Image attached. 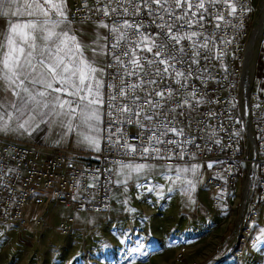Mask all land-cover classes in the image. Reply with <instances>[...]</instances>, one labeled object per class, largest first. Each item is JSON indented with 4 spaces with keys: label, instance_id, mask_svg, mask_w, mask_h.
<instances>
[{
    "label": "snow or ice",
    "instance_id": "snow-or-ice-1",
    "mask_svg": "<svg viewBox=\"0 0 264 264\" xmlns=\"http://www.w3.org/2000/svg\"><path fill=\"white\" fill-rule=\"evenodd\" d=\"M113 2L115 7H111ZM237 3L239 0H140L139 4L136 0H109L108 5L97 7L95 11H102L112 22L101 21L98 27L109 29L115 36L110 45L112 52L101 49L105 56L113 57L117 66L112 79L108 80L106 77L111 65L97 67L93 59L85 55L87 45L76 34L61 27L70 23L65 0H0V14L24 18L22 22L12 24L6 36H0V133L27 130L36 116H52L58 126L69 132L78 131L82 143L99 151L102 122H135L144 134L150 133L147 141L154 147L144 146L140 150L124 143L122 155L134 156L139 151L144 159H182L185 152L180 149L177 155L178 146H186L193 141L167 139L169 135L176 138L185 135L184 127L173 123L172 114L184 116L187 120L201 99L195 95L198 89L192 87L187 98L182 94L176 106L170 107L175 90L164 81L174 79L181 88H187L189 78H199L194 66L199 65L200 58H208L204 50L211 51L214 39L206 35V18L214 22L213 27L218 32L226 25L227 17L237 15ZM125 4L133 5L134 10ZM213 7H223L227 11L213 13ZM177 10L182 14H177ZM242 11L247 13L250 9L245 7ZM144 12L151 16L163 13L160 20L164 23L156 25L158 31L155 35L160 37L159 43L142 31L147 28L139 19ZM118 20H123V23L115 24ZM150 24H155V21H150ZM111 38L106 36L105 40ZM215 38L219 39L218 36ZM185 41H191V52L184 47ZM92 52L94 56L100 54L96 48ZM142 53L151 54L152 58L145 60L143 55H139ZM178 66L185 70H178ZM150 69H154L155 78ZM128 79L133 82L128 83ZM165 87L170 90H160ZM107 89H111V93ZM105 108L109 111L103 112ZM113 114L126 115L127 118L102 119V116ZM13 122H17L15 128L12 127ZM115 131L122 132L121 129ZM108 143L120 151L119 140L113 141L109 136ZM169 152L171 155H166ZM119 163L126 180L132 179L133 174L139 179L145 170L152 167L131 161ZM166 167L167 171L175 172V179L170 175L166 178L174 185H186L183 190L191 200L195 184L192 180L182 179V174L191 172L196 175L199 166ZM157 174L165 175V167L158 169ZM260 241H264V228L260 229L257 237V242ZM143 247L140 245L132 251L140 253Z\"/></svg>",
    "mask_w": 264,
    "mask_h": 264
},
{
    "label": "built area",
    "instance_id": "built-area-1",
    "mask_svg": "<svg viewBox=\"0 0 264 264\" xmlns=\"http://www.w3.org/2000/svg\"><path fill=\"white\" fill-rule=\"evenodd\" d=\"M140 0H136L139 4ZM257 0H239L237 3V15L227 17V23L218 32L214 29V22L206 18L204 25L208 28L206 35L214 37L211 51L204 50L207 59L200 58L199 65L194 66L199 78H189L188 87L181 88L173 80H166L174 89V96L170 107H175L183 94L187 98L192 87L198 89L195 93L201 103L195 106L191 116L185 120L184 116L175 117L173 123H179L184 127L183 137L169 135L168 140L180 139L190 140L192 143L186 146L181 144L177 148L183 149L185 155L182 159L157 160L141 158L139 151L136 155H122L123 144H131L142 150L149 145L147 135L135 123H114L102 122L99 151H74L69 148L46 146L37 143L22 142L0 136V221H5L19 226L27 223L25 206L29 203L41 205L51 201L70 208L76 212L100 213L108 210L112 204L113 174L124 162H152L164 165L183 164L199 162L202 170L207 173L205 185L211 192L209 210L214 211L229 203L232 193H238V182L244 177L248 178L252 170L254 189L258 199H251L250 186L247 192L248 207L240 218V226L237 232L239 242L248 247L257 243L253 234L251 223L258 217L260 205L264 201V104L254 92L246 102L241 96V73L245 59V49L251 32L252 16L256 9ZM109 0H72L67 17L72 24L79 22H105L112 23L103 12H96L97 7L108 5ZM113 2L111 7H115ZM124 6L134 10V6ZM249 8L244 13L242 8ZM213 13L227 10L223 7H213ZM120 13H118L119 15ZM177 14H182L177 10ZM161 12L155 16L143 13V23L147 26L145 34L152 35L156 42L160 37L156 36L158 28L156 25L164 23L160 20ZM131 20V17H128ZM155 21V24H150ZM123 23V20L114 22ZM195 31H202L201 28H194ZM166 31V29H165ZM105 50L113 51L110 45L114 42V34L105 28ZM218 36L219 39L215 37ZM134 39H136L134 37ZM230 41V42H228ZM202 42V41H201ZM191 41L183 42L188 52H191ZM131 47V46H129ZM145 60L152 58L151 54L142 53ZM127 60V57H122ZM189 62L191 57L188 58ZM105 65H111L108 69L106 79L111 80L117 70L112 56H105ZM184 71L185 69L179 68ZM155 78L154 69H150ZM133 82L128 79V83ZM138 82V81H137ZM150 87H156L151 85ZM162 91H169L168 87L161 88ZM111 93V89L106 90ZM243 109L247 110L250 124V131L254 137L251 144L242 139L241 122L246 125L243 117ZM107 108L103 112H108ZM125 116H102L103 120L126 119ZM133 117V121H135ZM188 126H185V125ZM246 127V126H245ZM109 129L113 131L109 132ZM115 129H121L117 133ZM109 136L113 141H120V151L116 150L113 144L108 143ZM218 141V143H217ZM253 153V157L251 154ZM171 155V153H166ZM211 165V167H209ZM244 189L239 194L243 195ZM262 200V201H261ZM39 224L40 220H36ZM73 217L70 216L58 224L63 234H68L72 229ZM179 255L185 252L186 246H179ZM242 254L241 249L238 250ZM187 264H196L191 262Z\"/></svg>",
    "mask_w": 264,
    "mask_h": 264
},
{
    "label": "rangeland",
    "instance_id": "rangeland-1",
    "mask_svg": "<svg viewBox=\"0 0 264 264\" xmlns=\"http://www.w3.org/2000/svg\"><path fill=\"white\" fill-rule=\"evenodd\" d=\"M262 1L263 0H257L256 9ZM254 17L255 12L252 16V22ZM88 32L90 37L89 42L98 46L102 39L100 27L93 26ZM263 36L264 29L254 45L253 50L255 52L251 62L252 66L255 63L256 57L260 55V43L264 40ZM97 41L98 43H96ZM240 125L242 127L241 137L245 139V141H248L246 127L242 122ZM147 164L152 167L145 170L140 177L153 173L156 169L154 163L147 162ZM193 165L199 166L198 173L196 175H193L191 172L184 173V177L188 180H192L196 187L199 181L205 183L207 173L202 170V165L198 163H190L181 167L191 168ZM122 177L125 178V176L120 173L119 176L114 178L116 187H119V185L122 184L121 181H124ZM135 178L136 174H133L132 179ZM173 179H175V177H173ZM246 181V177H244L243 180H239L237 185L238 193H232L229 200V203L233 204L232 207L227 208V204H224L222 208L215 209L216 212L212 213V216L207 214L205 207H203L200 202L196 201V199L190 200L188 206L192 208L190 212L195 216L194 224L195 226H203L201 227V229H203L201 231L196 229L194 233L195 237L186 231L180 233V228H186L188 224L187 221L189 220L183 219V210L177 213L171 211L170 206L173 200L170 196L163 194L159 195L157 198L158 207L154 208L147 205L149 204L147 198L141 201L136 200L141 198V194L129 193L128 196L130 200L128 201L132 203L133 210L128 212V214L125 213L122 218L115 223L117 230L114 232V236L120 235V238L122 237V240L125 242L123 246L113 249L112 255H108L106 252H97V250H94L93 254L88 251L85 253H88L87 258L83 259H75L74 256H72L71 258L73 259H71L69 258L70 255L68 252L61 251L58 254L57 260L60 261L61 264H80L81 261L82 264H187L191 262H196V264H264V241L257 242L254 246L248 247L244 243L239 242L237 238L241 215L248 207L247 196L246 205L243 207L242 202L244 198L242 197L241 199L239 195L242 189L245 188ZM206 188L209 190L207 185ZM250 193L251 199L260 200L254 189L253 179L250 183ZM196 205L198 206L196 207L197 209H193ZM27 208H29L27 215L28 221H33L37 216L49 214L50 223L53 225L58 224V222L68 214H73V212L59 204L35 207L29 203L25 206V210ZM78 216L81 217L83 215L79 214ZM209 221L214 225V228L207 231V229H205V222ZM251 227L253 234L257 238L260 234V229L264 228V201L261 203L260 213L251 223ZM0 233L3 232L0 231ZM166 233H168V235H166ZM99 237L100 243L102 244H105L104 241L115 243V239H117V237H114V239L105 232H102V236L100 235ZM160 238L168 239H164V244H162ZM179 244L186 246V250L181 256L179 255L180 250L176 249ZM140 245L144 246L140 253L132 251L133 248L139 247ZM239 249L243 251L242 254H239ZM45 251H39L33 255L26 253L17 255L13 253V251H10L9 254L6 255V253L0 251V264H19L21 262H23V264H49L47 261L49 253L45 256ZM77 253H79V251ZM10 260L12 261L8 263Z\"/></svg>",
    "mask_w": 264,
    "mask_h": 264
},
{
    "label": "crops",
    "instance_id": "crops-1",
    "mask_svg": "<svg viewBox=\"0 0 264 264\" xmlns=\"http://www.w3.org/2000/svg\"><path fill=\"white\" fill-rule=\"evenodd\" d=\"M71 1L72 0H65L67 12ZM7 10L8 9H5V11ZM12 10L15 9L13 8ZM23 19L24 18L22 17L0 14V36H6L10 31L11 25L14 23L22 22ZM98 25L99 22H79L74 24L67 23L65 25H62L61 27L64 30H69L73 34H76L78 38L85 45H87L85 55L93 59L97 67H104L105 55L101 52V49H105V28L100 27L102 39L98 46L93 45L89 42L90 37L88 35L89 29H91L93 26L98 27ZM93 48H98L97 52L100 54L94 56L92 52ZM251 67L252 70L251 74L249 75L250 77L248 82V87L250 85V93L253 90L258 95L261 102L264 104V40L260 43V55L256 57L255 63L253 66L251 65ZM0 92H2V89H0ZM8 111L11 112V109H9ZM55 119L56 118L52 116L38 115L33 121L30 122V126L27 128V130L0 133V136L13 140H19L22 142L69 148L70 150L74 151H96L90 148L87 144L81 142L82 137L78 134V131L69 132L66 128H62L58 126V124L54 123L53 121ZM16 123L17 122L12 123L13 128L16 127ZM79 131H83V129H80ZM100 135L101 132L99 136ZM191 163H198L200 165L199 162ZM154 164L156 165V169L153 173L141 176L139 177V179L135 178L126 180L122 177L124 180L123 183L119 185V187H116L114 184V178L116 176H119L121 173L119 166L115 170L112 179V205L108 210L104 212H76L70 208L65 207L69 211L73 212V214H68L59 222L65 220L70 216L73 217L72 229L68 234L61 233L58 228L59 222L58 224L54 225L50 223L49 214L37 216L33 221H28L27 219V223L25 224V226H19L17 224L0 221V231L3 232L0 233V251L6 253V255H8L10 251H13V253L17 255L20 253L33 255L34 253H37L39 251L44 252L46 250L44 255L46 256L47 253H49L47 259L49 264H61V262L57 260L58 254L61 251L68 252L70 255L69 258L74 256L75 259L87 258L88 253H85L89 251L91 254H93L94 250H97V252H106L108 255H112L113 249H116L117 247L123 246L125 244L124 240H122V237L120 238V235L114 236V232L117 230V226L115 223L120 220V218H122L125 213L128 214V212L133 210L132 203L128 201L130 200V197L128 196L129 193L141 194V198L136 200L141 201L147 198V202L149 203L147 205L154 208L158 207L157 198L159 197V195L163 194L166 196H170L173 200V203L170 206L171 211L177 213L183 210V219L191 221H187L188 224L186 228H180V233L186 231L187 233L195 237L194 233L196 232V229L198 231H201L203 230L201 229V227L203 226H195L194 224L195 216L190 212L192 208L188 206L190 199L188 194L183 190L186 186L182 184L173 185L170 183V181L166 177L169 175L172 176V178L175 177V172L167 171L166 166L168 165H164L161 163ZM186 164L190 163L173 164L171 166L181 167ZM162 167H165L166 174H157V170ZM183 178L186 179V177H184V174H182V179ZM170 188L172 189L171 191H169ZM191 193V200L196 199V201L200 202V204L205 207L208 215L212 216V213L216 212V210H209L212 194L209 190H207L205 183L199 181L198 185ZM30 204L36 207L57 203L51 201L41 205H34L32 203ZM196 207L198 206L196 205L193 209H197ZM28 209L29 208L26 209V218L28 215ZM79 214H82L83 216L80 217L78 216ZM37 219L40 220L39 224L35 222V220ZM213 228L214 225H212L210 221L205 222V229H207V231ZM102 232L111 235L113 238L117 237V239L114 238L115 243L107 241H104L105 244L100 243L101 241L99 236H102ZM166 235H168V233H166ZM164 239L168 238H160L162 244H164ZM179 246L184 245L179 244L176 249H178ZM78 251L79 253H77ZM11 261L12 260L8 261V263ZM81 262L80 264H82ZM19 264H23V262Z\"/></svg>",
    "mask_w": 264,
    "mask_h": 264
},
{
    "label": "bare ground",
    "instance_id": "bare-ground-1",
    "mask_svg": "<svg viewBox=\"0 0 264 264\" xmlns=\"http://www.w3.org/2000/svg\"><path fill=\"white\" fill-rule=\"evenodd\" d=\"M258 9H259V11H258ZM262 23L264 25V0L261 2V4H259V7L255 10V17H254V20H253L252 25H251V34H250L248 45L250 43V40L251 41L254 40L256 42L257 39L260 37L259 36L256 39L255 36H253V34H255V32L262 25ZM253 49H254V47H253ZM244 64H245L244 66L246 67V72L243 74V69H242V80H241L240 94L242 97H244V99L247 102L250 99L251 94L254 92L252 91L250 93V90L248 87V82H249V77H250L249 75L251 74V70H252L251 64L249 65V62L247 64V59L245 60ZM243 117H244V121L246 123L247 129H248L249 140H250V143L252 144V140H251V136H250V124H249V119H248V113H247V110H245V109H243ZM250 154H251V157H253V153H250ZM252 175L253 174H252V170H251L249 172V176H248L249 179L247 178V181L245 184L243 195L240 197L241 199H242V197L244 198L243 199L244 201L242 202L243 207H245V205H246V196H247V192H248L251 180H252Z\"/></svg>",
    "mask_w": 264,
    "mask_h": 264
},
{
    "label": "water",
    "instance_id": "water-1",
    "mask_svg": "<svg viewBox=\"0 0 264 264\" xmlns=\"http://www.w3.org/2000/svg\"><path fill=\"white\" fill-rule=\"evenodd\" d=\"M263 29H264V25H263V23H262V25L257 29V31L255 32V34H253V36H255V38L257 39L260 35H261V33H262V31H263ZM250 34H251V32H250ZM252 36V35H251ZM249 38H250V36H249ZM248 42H249V39H248ZM248 42H247V45H246V49H245V59H244V63H245V60L247 59V64H248V62H249V65L251 64V62H252V58H253V55H254V50H253V47H254V45H255V41L254 40H250V43H249V45H248ZM243 63V67H242V69H243V74L246 72V67L244 66L245 64ZM241 80H242V73H241ZM246 126V125H245ZM246 132H247V135H248V129H247V126H246ZM250 136H251V140H252V143L254 142V137H253V135H252V133H251V131H250ZM249 137V136H248Z\"/></svg>",
    "mask_w": 264,
    "mask_h": 264
}]
</instances>
